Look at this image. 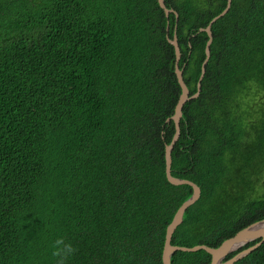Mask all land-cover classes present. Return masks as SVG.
Here are the masks:
<instances>
[{
	"label": "trees",
	"instance_id": "obj_1",
	"mask_svg": "<svg viewBox=\"0 0 264 264\" xmlns=\"http://www.w3.org/2000/svg\"><path fill=\"white\" fill-rule=\"evenodd\" d=\"M226 1L164 0L167 18L157 0H0V264H56L61 237L76 249L66 264H162L192 195L165 175L181 94L169 40L192 96L199 29ZM211 33L171 152V175L201 191L172 235L185 248L264 219V0H231ZM234 264H264V242Z\"/></svg>",
	"mask_w": 264,
	"mask_h": 264
},
{
	"label": "water",
	"instance_id": "obj_2",
	"mask_svg": "<svg viewBox=\"0 0 264 264\" xmlns=\"http://www.w3.org/2000/svg\"><path fill=\"white\" fill-rule=\"evenodd\" d=\"M157 2L167 18L171 13H174L173 10L166 8L164 0H157ZM230 4H231V0H227L224 10L219 15L214 17L205 28L199 29V32H205L207 34L208 40L205 46V58L201 66L200 77L196 84V93L192 96L189 95L188 88L183 80V71L178 67V62L180 60L181 53L178 47L176 36L173 39L169 40V43L174 47L175 50V56H176L175 74L177 77L178 84L181 88V94L176 104L174 114L166 120V123L168 124L171 123V121H173L175 127V133L171 142L165 147V175L167 181L173 186H182V185L190 186L192 188V195L189 199L183 202L181 206L177 209L171 223L166 228L164 246L162 250V264H171L170 262L171 256L175 252L178 251L196 252L198 250H203L204 252L210 255L211 257L210 264H234L237 261L249 255L254 250H256L264 242V219H262L239 230L235 235L228 238L227 240H224L217 248H210L204 245L194 246L192 248H185V247L173 246L171 244L172 235L175 232L176 228L182 223L184 213L190 206H192L194 203L197 202L201 193L200 188L193 182L185 179L175 178L171 175V152L180 135L179 122L182 116V108L185 103H187L192 99L197 98L201 90L200 83L205 73V66L210 57V45L212 43L211 26L219 18L223 17L228 12L230 8ZM175 16L177 17L176 13ZM253 241H257V243L244 250L237 252L234 256L224 261L227 255L238 251V249Z\"/></svg>",
	"mask_w": 264,
	"mask_h": 264
},
{
	"label": "clouds",
	"instance_id": "obj_3",
	"mask_svg": "<svg viewBox=\"0 0 264 264\" xmlns=\"http://www.w3.org/2000/svg\"><path fill=\"white\" fill-rule=\"evenodd\" d=\"M52 256L56 258V264H66V261L74 255L76 249L64 238H58L53 242Z\"/></svg>",
	"mask_w": 264,
	"mask_h": 264
}]
</instances>
